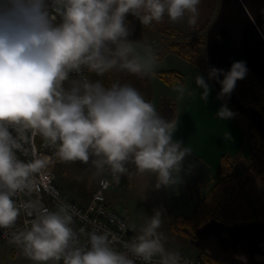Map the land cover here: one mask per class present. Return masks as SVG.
<instances>
[{"label":"clouds","instance_id":"clouds-1","mask_svg":"<svg viewBox=\"0 0 264 264\" xmlns=\"http://www.w3.org/2000/svg\"><path fill=\"white\" fill-rule=\"evenodd\" d=\"M201 0H0V229H11L21 214L13 197L31 192L34 174L47 167L48 158L25 162L17 152L35 136L53 148L64 163L90 165L105 187L119 184L133 165L138 175L155 178L156 189L181 181L183 161L193 149L175 140L179 119H165L154 103L130 83L96 77L127 73L139 78L154 75L157 56L150 46L130 40L129 15L149 27L165 16L175 23L187 18L194 26ZM245 62H234L228 72L210 68L209 79L221 84L220 96L232 93L245 78ZM223 79L219 80V76ZM206 102L209 84L195 76ZM180 98L187 87L174 88ZM222 120L234 113L222 106ZM226 139H230L229 135ZM29 216L35 205H25ZM79 213L60 203L55 211L35 212L30 226L11 234L33 264H181L177 251L165 247L159 231L162 211L147 217L139 233L123 243L93 228L79 234L73 228ZM122 229L125 227L121 226ZM133 229L135 226H132ZM111 237V239H110ZM183 264H188L186 260Z\"/></svg>","mask_w":264,"mask_h":264},{"label":"crops","instance_id":"crops-1","mask_svg":"<svg viewBox=\"0 0 264 264\" xmlns=\"http://www.w3.org/2000/svg\"><path fill=\"white\" fill-rule=\"evenodd\" d=\"M217 1L218 9L214 15L216 18L205 31H197L195 25L190 26L187 18L173 23L165 16L162 21L164 26L176 29L185 35L195 33L204 35L206 45L201 48L200 53L206 61L205 68L192 66L175 54L165 53L162 45L163 36L143 26L135 17L131 15L127 17V23L134 21V28L131 29L130 26L129 39L150 46L156 56H160H157L155 73L150 76L153 103L157 111L164 99L175 103L179 123L174 139L183 141L185 146L193 149L183 161L181 181L177 184L181 187L177 192L178 195L188 193L191 196L189 201L191 214L218 180L223 157L244 160L249 157V132L244 126V121L256 128L264 138V116L254 107L241 103L236 87L230 95L221 97V84L217 79H209L210 68L222 69L226 73L234 62L243 61L248 69L247 74L254 77L264 91V0ZM169 71L184 76L183 85L192 93L191 95L185 93L183 98H180L174 91L178 84L170 87L156 77L158 73ZM196 75H202L209 84L210 93L206 102L201 98L203 90L195 84ZM223 78V75L219 76V80ZM222 106H227L234 113L232 118L222 120L218 117L217 112ZM227 135L230 139H226ZM68 168V163L59 161L55 169H58L60 174H66ZM133 168V165H129L131 171ZM148 175L155 180L151 174ZM56 181L68 198L82 206L89 204L95 192L94 185L91 192L69 189L68 191H71L69 193L66 190L67 186L59 183L58 175ZM124 188V181L115 183L107 193V201L111 207L117 210L123 208L128 213ZM166 189L167 187L162 186L155 190L153 193L155 198L158 200L179 198L176 193L167 192ZM187 211L179 212L182 214L178 216H185ZM118 212L128 221L129 231L137 235L139 232L136 233L125 214L119 210ZM178 216L174 218L172 225ZM72 226L79 236H81L80 228L88 232L86 227L75 222ZM173 233L175 237L171 239L165 237V247L170 251L188 253L195 257L208 256L219 264H264V222L228 227L212 221L198 229L193 240H187ZM14 247L7 244L0 246V264H17V258L12 253Z\"/></svg>","mask_w":264,"mask_h":264},{"label":"trees","instance_id":"trees-1","mask_svg":"<svg viewBox=\"0 0 264 264\" xmlns=\"http://www.w3.org/2000/svg\"><path fill=\"white\" fill-rule=\"evenodd\" d=\"M149 28L164 37L162 45L165 53L175 54L192 66L206 67V61L200 53L201 48L206 45L203 34L185 35L164 25L155 26L154 23ZM156 77L170 87L185 83L184 76L175 71L158 73ZM91 78L102 79L106 86L109 85L110 80L130 83L141 92L146 100L153 103L150 76L139 78L127 73H114L111 77L100 78L92 75ZM236 91L242 104L254 107L264 116V91L254 77L247 74L244 79L238 80ZM158 112L165 119L170 120L177 117V107L174 102L168 99L161 101ZM244 126L249 132V157L245 160L223 157L218 180L190 216L176 218L172 225L173 232L187 240H193L197 230L212 221L228 227L264 222L261 204H256L257 202L251 196L255 177L264 178V169L257 171L256 167L258 163L264 164V138L248 122L244 121ZM202 259L205 264H219L208 256H202Z\"/></svg>","mask_w":264,"mask_h":264},{"label":"built area","instance_id":"built-area-1","mask_svg":"<svg viewBox=\"0 0 264 264\" xmlns=\"http://www.w3.org/2000/svg\"><path fill=\"white\" fill-rule=\"evenodd\" d=\"M24 147L27 149V154L18 151L17 156L19 159L29 162L34 158H48V164L46 168L34 174L35 187L31 192L25 191L17 193V195L13 197L21 208V214L13 228L0 229V246L3 244L13 245L15 246L14 252L16 254H19L22 258L28 259L23 255L21 248L10 242L11 234L13 232L22 231L30 226V222L34 218L36 211L44 208L55 211L60 203H67L79 213L78 216L74 217L75 223L86 227L88 232L92 231L93 228L101 232L104 230L109 231L117 238L112 246L119 251H123V243L132 240L136 235H128L130 230L128 221L117 209L108 204L107 193L115 186V183L111 182V178L108 177L110 182L107 187L104 186L100 178L97 189L89 204L82 206L68 198L57 184L55 168L59 160L55 157V150L49 146H45L42 138L38 135L33 137L31 143L24 145ZM25 205L36 206L32 216L27 214V211L32 209H26L24 207ZM122 225L125 226L123 229L121 227ZM79 238L82 243L87 240V237L84 235L79 236ZM179 253L183 258L181 264H183L184 260H186L188 264H205L202 257H195L188 253ZM136 264H143V262L137 260Z\"/></svg>","mask_w":264,"mask_h":264},{"label":"rangeland","instance_id":"rangeland-1","mask_svg":"<svg viewBox=\"0 0 264 264\" xmlns=\"http://www.w3.org/2000/svg\"><path fill=\"white\" fill-rule=\"evenodd\" d=\"M217 9V0H201L200 5L198 6V20L195 25L197 27V31H205L208 29L209 25L212 24L216 18L214 15ZM128 24L129 27L132 26L131 29L134 28V21ZM158 24L154 23L155 26H158ZM161 25H163V23H161ZM68 167L69 168L67 169L68 171L66 174H60L58 169H55L56 176L58 175L59 183L67 186V192L71 193V191H68L69 189L72 191L77 190V192L80 191V189H83L85 193L91 192L94 185L96 191L100 178L93 174L94 170L90 165H85L79 162H68ZM256 167L257 171H260L264 169V164L258 163ZM121 181L125 182L124 193H126L125 199L127 202L126 209L128 213H126L123 208L118 207V210L125 214L132 226H135L134 230L136 233L139 232V228L143 225L147 217L152 216L154 211L160 210L163 215L161 217L162 224L159 231L164 234V237L171 239L175 237V234L171 230L174 218L179 214H182L179 212L186 210L188 211L185 216L191 215V205L189 202L191 196H189L188 193L178 195L177 192L181 190V187L178 185L170 186L166 189L167 192L171 191L176 193L177 196H179L178 199L176 197L158 200L153 194L154 191L157 190L154 187L155 180H152L150 175H138L135 172V168H133L132 171L130 170V174L128 176L121 178ZM251 196L257 202L256 204H261V208L263 210L261 214L264 217V178L260 179L258 176L255 177L252 184ZM159 202L163 203L159 204ZM12 253H14L15 258H17V264H31L29 259L22 258L14 251Z\"/></svg>","mask_w":264,"mask_h":264},{"label":"water","instance_id":"water-1","mask_svg":"<svg viewBox=\"0 0 264 264\" xmlns=\"http://www.w3.org/2000/svg\"><path fill=\"white\" fill-rule=\"evenodd\" d=\"M132 234H133V232H132V231H129V232H128V235H132Z\"/></svg>","mask_w":264,"mask_h":264}]
</instances>
